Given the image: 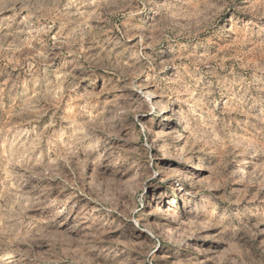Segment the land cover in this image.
I'll list each match as a JSON object with an SVG mask.
<instances>
[{
	"label": "rangeland",
	"instance_id": "1",
	"mask_svg": "<svg viewBox=\"0 0 264 264\" xmlns=\"http://www.w3.org/2000/svg\"><path fill=\"white\" fill-rule=\"evenodd\" d=\"M0 264H264V0H0Z\"/></svg>",
	"mask_w": 264,
	"mask_h": 264
},
{
	"label": "bare ground",
	"instance_id": "2",
	"mask_svg": "<svg viewBox=\"0 0 264 264\" xmlns=\"http://www.w3.org/2000/svg\"><path fill=\"white\" fill-rule=\"evenodd\" d=\"M157 206H159V210H160V212H164V211H166L163 203H161L160 205L157 204ZM166 208H167V207H166ZM165 216H166V215H165Z\"/></svg>",
	"mask_w": 264,
	"mask_h": 264
}]
</instances>
